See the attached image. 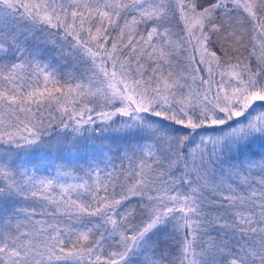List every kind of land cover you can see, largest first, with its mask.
I'll use <instances>...</instances> for the list:
<instances>
[{
  "label": "snow or ice",
  "instance_id": "6c2138e0",
  "mask_svg": "<svg viewBox=\"0 0 264 264\" xmlns=\"http://www.w3.org/2000/svg\"><path fill=\"white\" fill-rule=\"evenodd\" d=\"M0 264H264V0H0Z\"/></svg>",
  "mask_w": 264,
  "mask_h": 264
}]
</instances>
